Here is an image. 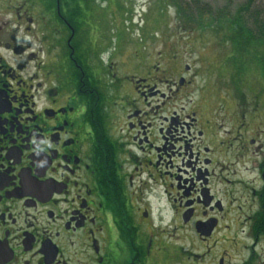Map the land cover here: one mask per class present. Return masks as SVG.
Returning <instances> with one entry per match:
<instances>
[{"label":"flooded vegetation","instance_id":"flooded-vegetation-1","mask_svg":"<svg viewBox=\"0 0 264 264\" xmlns=\"http://www.w3.org/2000/svg\"><path fill=\"white\" fill-rule=\"evenodd\" d=\"M75 1L0 0V264H166L176 234L264 259L255 99L188 97L194 65L109 52Z\"/></svg>","mask_w":264,"mask_h":264},{"label":"rangeland","instance_id":"rangeland-1","mask_svg":"<svg viewBox=\"0 0 264 264\" xmlns=\"http://www.w3.org/2000/svg\"><path fill=\"white\" fill-rule=\"evenodd\" d=\"M72 3L73 0H67ZM65 0V2H67ZM81 19L91 20V40L102 41L109 52L116 49L137 51L139 55L161 53L164 57L176 56L181 64L194 65L197 70L195 87L188 97L195 98L204 81L216 84L214 92L234 99L245 110H251L252 100L258 112H264V72L256 61L264 55L263 0H76ZM79 2V3H78ZM238 18L246 32L254 35L253 45L245 37L239 47L232 38L228 20ZM203 27H202V21ZM201 21V22H199ZM235 31V30H234ZM234 39V38H233ZM229 106L224 103L225 112ZM186 237V239H185ZM173 247L176 255L166 264H193L191 254H201L205 246L187 235L176 234ZM189 244V245H188ZM214 249V248H213ZM203 253L199 264H218L221 247ZM262 245H258L253 264H264ZM225 264H237L233 250H228ZM165 264V263H161Z\"/></svg>","mask_w":264,"mask_h":264},{"label":"trees","instance_id":"trees-1","mask_svg":"<svg viewBox=\"0 0 264 264\" xmlns=\"http://www.w3.org/2000/svg\"><path fill=\"white\" fill-rule=\"evenodd\" d=\"M78 1H80V0H78ZM264 1V0H263ZM79 3V2H78ZM205 20L203 19V21H202V27H203V22H204ZM239 19L238 18H232V20L230 21V20H228V24H227V26H230V28L233 30V32L232 33H234V32H237L238 34L237 35H234L233 36V38H232V41H233V43L234 44H236L237 45V47H239V40L238 39H240L241 37H245L246 38V40H245V42L248 44V45H253L254 46V43L255 42H260L259 40H257V39H255V40H253V34L251 33V31H249V32H246L245 31V28L243 27V25H241L239 22ZM199 22H201V21H199ZM235 30V31H234ZM259 32H260V34H261V36H263L264 37V28H262L261 30H259ZM258 63H259V65L262 67V69H263V72H264V55H263V57H261V58H259V59H257L256 60Z\"/></svg>","mask_w":264,"mask_h":264},{"label":"water","instance_id":"water-1","mask_svg":"<svg viewBox=\"0 0 264 264\" xmlns=\"http://www.w3.org/2000/svg\"><path fill=\"white\" fill-rule=\"evenodd\" d=\"M200 233L204 234L205 232H203V230H200Z\"/></svg>","mask_w":264,"mask_h":264}]
</instances>
